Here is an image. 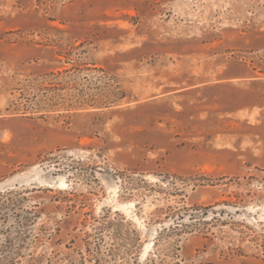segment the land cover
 <instances>
[{
    "label": "rangeland",
    "instance_id": "obj_1",
    "mask_svg": "<svg viewBox=\"0 0 264 264\" xmlns=\"http://www.w3.org/2000/svg\"><path fill=\"white\" fill-rule=\"evenodd\" d=\"M0 264H264V0H0Z\"/></svg>",
    "mask_w": 264,
    "mask_h": 264
}]
</instances>
